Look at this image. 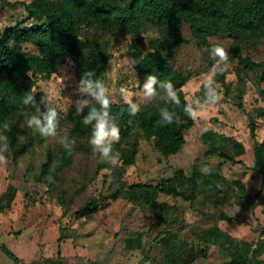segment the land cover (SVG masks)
<instances>
[{
	"label": "rangeland",
	"instance_id": "obj_1",
	"mask_svg": "<svg viewBox=\"0 0 264 264\" xmlns=\"http://www.w3.org/2000/svg\"><path fill=\"white\" fill-rule=\"evenodd\" d=\"M32 1L0 0V35L10 26L31 24L25 5ZM181 34L185 39L191 38L188 27ZM160 37V31L151 26L135 35L120 31L104 36L110 42L111 58L104 82L114 103L123 101L117 91L120 86L139 93L138 83L144 80L136 68V55L152 51L151 41ZM213 44H220L229 53V90L222 88L217 75L216 87L222 99L216 106L204 109L199 100L203 91L200 81L215 63L210 56ZM232 44V37L223 36L211 39L204 49L198 48L194 40L177 49L172 64L192 75L183 91L188 103L196 108V118L195 125L185 131L182 151L169 158L156 150L153 139L141 136L135 165L110 164V169L98 173L96 153L89 140L80 139L74 146L72 166L49 187L38 178L49 162V152L53 154V165L57 163L61 145L41 137L24 122L22 129L34 138V158L26 154L15 166L8 150L7 165H0V194L9 186L18 190L12 208L0 214L16 220L13 230L17 238L8 239L0 234V242L23 257L24 264L37 257V240L42 243L38 253L44 256H54L60 246L67 257L73 246L77 247V264H160L166 255L161 240L174 235L186 243L179 264H188L192 258L197 260L195 264H237L234 251L241 241L253 244L254 248L264 243V186L261 174L255 170L254 150L256 142L264 141V82L261 72L244 69L237 59L230 57ZM244 55L264 62V42L245 50ZM76 69L77 62L69 61L50 78L39 80L35 89L44 94V106L54 107L62 115L75 106L80 98ZM69 100L73 102L70 105ZM134 100L139 102L138 97ZM147 104L141 103V108ZM248 114L253 115L257 124L256 140L251 137ZM69 129V124H63L60 134L69 136ZM208 132L215 136L205 138ZM207 142H214L222 151L211 149ZM85 148L90 152L86 153ZM204 166L211 167L213 172L203 174ZM195 167L202 175L195 201L161 193L156 204L147 205L126 194L131 185L156 186L173 177L176 170L182 169L189 176ZM240 185L245 186L251 201L241 195ZM93 198L104 200L102 209L88 218H77L76 211ZM222 213L238 221L223 220ZM32 224L39 230L33 232ZM21 232L23 235H19ZM39 232L38 238L30 240L32 233ZM61 237L64 239L59 244ZM258 259L264 260V252ZM75 262L74 256H68L47 264Z\"/></svg>",
	"mask_w": 264,
	"mask_h": 264
},
{
	"label": "trees",
	"instance_id": "obj_2",
	"mask_svg": "<svg viewBox=\"0 0 264 264\" xmlns=\"http://www.w3.org/2000/svg\"><path fill=\"white\" fill-rule=\"evenodd\" d=\"M25 10L31 24L10 26L0 35V128L4 123L9 125L10 131L6 135L15 166L26 154L34 158V138L27 129H22V124L25 122L24 113L34 114L35 106L24 105V96L31 88L37 87L41 78H50L69 61L77 62L76 74L79 79L84 72H92V79L104 81L111 59L110 42L104 38L105 35L120 31L135 35L145 26L159 30L161 37L151 41L152 51L137 53L136 68L142 80L151 73L160 80L172 81L181 99V105L175 111L181 115L182 122L171 125L161 122L159 108L166 105L159 97L142 107L136 117L128 115L127 105L123 101L113 102L111 113L121 129V140L114 148L120 153L123 167L136 164L141 136L153 139L156 150L166 158L184 148L185 131L195 125V119L183 114V106L188 102L183 87L192 75L175 68L172 61L177 49L191 43V40L198 48L204 49L210 45L211 39L232 37L230 57L237 59L244 69L261 72L260 78L264 82V62L253 61L244 55L245 50L264 42V0H33L25 5ZM186 27L190 30V39H185L181 34ZM100 32L101 35H98ZM28 72L31 73L30 77ZM228 74L229 69L218 75L226 91L229 90L226 82ZM35 96L37 104L44 110V103H41L44 94L36 92ZM199 100L203 105V91L199 93ZM238 106L244 110L242 103ZM248 115L251 137L256 140L257 124L253 115ZM82 119V116L76 115L75 106L66 115L59 114L60 126L69 124V137L75 141L89 140L91 135V126H84ZM213 136V132L205 134V138ZM207 144L217 152L222 151L214 142ZM84 150L90 152V149ZM254 150L255 170L261 174L264 186V141L256 142ZM74 151L75 148L69 152L60 146V156L55 165L53 154L49 152V162L43 166L39 182L52 187L62 172L72 166ZM96 164L98 173L111 167L110 163L101 161L98 154ZM201 176L196 167L189 176L179 169L164 183L156 186L131 185L126 194L147 205L156 204L161 193L195 201ZM240 190L244 198L252 200L244 185H240ZM17 195L18 190L14 186H9L0 194V214L12 208ZM103 203L102 198L90 199L76 211L77 218L92 216L102 209ZM221 217L227 221H238L226 213H222ZM226 237L231 239L229 235ZM63 239H59V244ZM163 242L167 253L161 263L179 264L182 254H185L183 247L186 243L179 241L175 235L163 237ZM0 247L18 261L5 245ZM263 252L264 243L254 248L253 244L241 241L234 251V260L237 264H264V260L258 259ZM192 261L193 258L188 264Z\"/></svg>",
	"mask_w": 264,
	"mask_h": 264
},
{
	"label": "clouds",
	"instance_id": "obj_3",
	"mask_svg": "<svg viewBox=\"0 0 264 264\" xmlns=\"http://www.w3.org/2000/svg\"><path fill=\"white\" fill-rule=\"evenodd\" d=\"M210 56L215 61L207 73L202 74L200 81L203 89V108L214 107L221 101L222 97L216 87V76L222 75L228 69L229 53L220 44H213L210 49ZM27 75L30 77L31 73ZM92 72H84L77 82V92L80 95L75 103L76 115L82 116L84 126H91L89 144L94 153L98 154L103 162H108L113 166L120 163V153L115 150L114 145L121 140V129L116 123V117L111 113L113 97L109 94L108 85L100 79H92ZM139 93H134L126 86H120L117 91L119 97L127 105L128 115L136 117L141 110V103L147 104L159 97L165 101L164 107L159 108L161 122L164 125L182 122L181 115L175 108L181 105L180 95L176 86L170 80H160L157 76L149 73L145 76L143 83H138ZM36 89L31 88L23 98L24 105H34L35 113L25 115V124L29 129H33L45 139L51 138L66 151L71 152L76 141L70 139L67 134H60L59 113L56 108L45 106L44 110L36 102ZM139 98V102L134 100ZM45 103V100H41ZM69 105L72 101H68ZM171 106V107H170ZM85 109L87 112L85 114ZM183 114L188 118H196V108L185 102ZM131 123V121H129ZM9 125L4 123L0 128V165L6 166L8 163L5 153L9 150L8 136ZM201 172L209 175L213 169L208 166L201 168Z\"/></svg>",
	"mask_w": 264,
	"mask_h": 264
},
{
	"label": "crops",
	"instance_id": "obj_4",
	"mask_svg": "<svg viewBox=\"0 0 264 264\" xmlns=\"http://www.w3.org/2000/svg\"><path fill=\"white\" fill-rule=\"evenodd\" d=\"M14 222L16 223V220L13 217H0V234L5 235L8 239L17 238L16 231L13 230ZM33 224L30 227H32L33 232H35V229H38L37 228L38 226L33 227ZM19 235H23L22 232ZM40 235H41V232H39V234L32 233L30 236V240H32V239L34 240V239L38 238V236H40ZM161 241H162L163 246L165 248V251L167 253V249L164 245L163 239ZM41 244L42 243L37 240V245H38L37 249L38 250L40 249L39 246H41ZM1 245L6 246V244H3L0 242V246ZM59 247H58V253H56L54 256H44L42 254H39L38 250H37V254H36L37 257L32 258L31 260H27V261H29L30 264H47L50 261H53L55 259L57 260V258H68V256H74V259L76 261L75 264H77V247L73 246V251H72L71 255H68L67 257L65 254H63L62 247H61V250ZM131 249H133V248H131ZM10 251L13 252L12 250H10ZM13 253L17 256L18 261H15L11 257H9L6 253L3 252V250L0 247V264H24V262H25L23 260L24 258L17 255L15 252H13ZM196 261H192L191 264H195L194 262H196ZM160 264H162V263L160 262Z\"/></svg>",
	"mask_w": 264,
	"mask_h": 264
}]
</instances>
